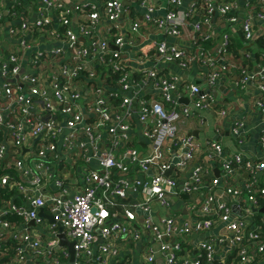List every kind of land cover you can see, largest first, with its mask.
Segmentation results:
<instances>
[{
	"label": "built area",
	"instance_id": "2783aa9c",
	"mask_svg": "<svg viewBox=\"0 0 264 264\" xmlns=\"http://www.w3.org/2000/svg\"><path fill=\"white\" fill-rule=\"evenodd\" d=\"M129 1L40 0L6 48L0 15L4 264H264V65L223 55L239 29L254 48L264 41V0L241 19L237 0ZM211 37L214 56L196 45ZM192 64L206 68L199 83L167 74ZM231 72L252 93L239 109L214 90ZM229 119V143L215 139ZM186 124L211 125L214 139L195 140Z\"/></svg>",
	"mask_w": 264,
	"mask_h": 264
},
{
	"label": "crops",
	"instance_id": "0c3cea01",
	"mask_svg": "<svg viewBox=\"0 0 264 264\" xmlns=\"http://www.w3.org/2000/svg\"><path fill=\"white\" fill-rule=\"evenodd\" d=\"M129 2V5L131 4V1L127 0ZM196 0H182L181 3V10H184L187 8V6L191 3H193ZM239 2L240 5V11H239V18L241 19L244 14L246 13V10H252V11H257L258 8V0H237ZM257 3V4H256ZM42 8V3L40 2V0H0V15L2 18V43H1V47L6 48L8 47L11 43H12V38L10 37V30L11 28H15V27H19L21 25L22 22H30L33 23L37 18H38V12L41 10ZM73 21L76 20V18H72ZM262 21L261 20H255L253 22V26L260 24ZM212 29L213 31H215L218 34H221L223 32L224 26H223V21L221 19V17L218 14H214L212 16ZM9 30V32H8ZM144 36V35H143ZM80 39L82 40L83 37L81 36ZM177 44L179 46L185 47L187 46V42L186 40H177ZM39 46L45 50H50V49H54L55 47H59L60 44H47L46 42H44L43 40L40 41ZM219 47V40L217 42V47ZM254 48V47H252ZM257 63H254V66H256ZM167 74H176L178 73L179 75L183 76L185 79H187L188 81H192V83H199L200 80L199 78L205 73L206 68L203 66H198L195 64H192L191 67H189L187 70H180L178 67H176L175 65L172 66H168V68L166 69ZM235 78L236 76L233 74V72L231 73H226V79L223 81H221L220 83H218L217 86L214 87V90L219 91L222 95L221 100H223V102L229 103L230 105L238 108L237 104L238 103H245L247 104L249 101V97L252 94L249 90L243 91L240 88L235 86ZM201 85V83L199 84ZM250 89V88H249ZM186 100V98H185ZM184 98L180 99V101H184ZM248 101V102H247ZM239 109V108H238ZM245 110V109H243ZM255 115V114H254ZM254 115H252L251 120H253ZM229 120L225 121L223 123V126L221 128V135H215V139L217 138L216 136H218V139L220 138L222 141H226L229 143L228 138L230 137V134H228V131L226 128H224L225 126H227L229 124ZM183 131H185L187 134L192 135L195 140L200 141L205 133L206 135H210L212 137V139H214L213 137V133H212V128L211 125H206L204 127H192L190 124H186L183 126ZM196 132V133H194ZM255 141H256V134L255 132H251L249 141H247V143L244 145L245 148L242 147L243 150L246 151L247 149H252L255 147ZM217 171V170H216ZM215 174H218L216 173ZM218 172V171H217ZM20 197L17 194L14 195H10L8 199H12V201L15 202V199H17ZM21 203V202H18ZM43 211H45V209H43ZM43 211L41 210V214H39L42 219H47L48 223L50 222L49 217L51 216H47L44 218L43 215ZM46 213V211H45ZM52 220V218H51ZM14 221H18V217L16 216V219H14ZM20 223V220H19ZM47 223V224H48ZM47 224L46 226L43 225L42 223V229L47 228ZM29 225L33 226L32 224L29 223ZM29 227V226H28ZM67 246V245H66ZM136 264V263H135Z\"/></svg>",
	"mask_w": 264,
	"mask_h": 264
},
{
	"label": "trees",
	"instance_id": "16d2710c",
	"mask_svg": "<svg viewBox=\"0 0 264 264\" xmlns=\"http://www.w3.org/2000/svg\"><path fill=\"white\" fill-rule=\"evenodd\" d=\"M257 4V3H256ZM258 9V8H257ZM204 26V25H203ZM206 30L205 27H203V32ZM218 38L211 37L207 40H201L198 39L196 42V45H199L201 48H203L206 55L214 56L213 50L217 47ZM257 48H252V45L250 43H247V40H245L242 29H239L237 31V34L231 39L229 46L227 47V50L223 53L225 60L228 61V65L234 64L236 67L240 66H247L249 69L254 67V63H258L261 65H264V41L261 38H257L255 43ZM244 53H250V57H245ZM116 79L115 74H110V82H114ZM223 106V105H218ZM12 154H9V156L3 160L4 164H8L12 162ZM8 169V168H3ZM11 172L12 170L9 169ZM7 201V194L2 187H0V203L1 206L5 204ZM15 202H21L19 198L15 199ZM262 209V208H261ZM10 219H16L15 214H10ZM5 233H9L10 230H4ZM3 246L8 247V252L5 255H1L0 250V264H4L9 260V256L12 254V245L10 242L6 241V243L3 244Z\"/></svg>",
	"mask_w": 264,
	"mask_h": 264
},
{
	"label": "water",
	"instance_id": "95a60500",
	"mask_svg": "<svg viewBox=\"0 0 264 264\" xmlns=\"http://www.w3.org/2000/svg\"><path fill=\"white\" fill-rule=\"evenodd\" d=\"M120 1H121V3H122L123 5H127V4H129V2H128L127 0H120ZM220 44H221V40H219V45H220ZM184 100H185V98H184ZM185 101H186V100H185ZM194 133H196V132H194ZM216 173H218V172L216 171ZM166 174H169V171H167ZM173 199L175 200V198H173ZM39 214H41V211L39 212ZM47 218H48V217H47ZM49 219L51 220V217H49ZM30 224L33 225V222L30 221ZM59 231H60V233H59L60 244H61V245H63V244H64V245H67V247H68V249H69V251H70V253H71V257H70V261H71L72 258H73V247H72L73 243L67 241V239L65 238L64 234L62 233V228H61V227L59 228Z\"/></svg>",
	"mask_w": 264,
	"mask_h": 264
},
{
	"label": "rangeland",
	"instance_id": "374dc122",
	"mask_svg": "<svg viewBox=\"0 0 264 264\" xmlns=\"http://www.w3.org/2000/svg\"><path fill=\"white\" fill-rule=\"evenodd\" d=\"M47 223H48V220H47V219H44V221H43V225L46 226ZM33 233H36V232H35V229H33Z\"/></svg>",
	"mask_w": 264,
	"mask_h": 264
}]
</instances>
